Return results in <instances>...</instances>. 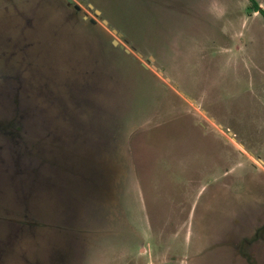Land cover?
I'll return each mask as SVG.
<instances>
[{"label": "rangeland", "instance_id": "obj_1", "mask_svg": "<svg viewBox=\"0 0 264 264\" xmlns=\"http://www.w3.org/2000/svg\"><path fill=\"white\" fill-rule=\"evenodd\" d=\"M74 5L0 0V264H264L263 16Z\"/></svg>", "mask_w": 264, "mask_h": 264}, {"label": "water", "instance_id": "obj_2", "mask_svg": "<svg viewBox=\"0 0 264 264\" xmlns=\"http://www.w3.org/2000/svg\"><path fill=\"white\" fill-rule=\"evenodd\" d=\"M70 4H74V0H67ZM75 8L79 11V10H81V8L79 7V6H75ZM97 14H98V16L101 14L99 11H97L96 12ZM91 22L93 23V24H96V21L95 20H91ZM106 26H108V22L107 21H104L103 22ZM108 27H110V26H108ZM111 29H112V27H110ZM112 32L114 33V34H116L118 37H120V38H122L123 37V35L122 34H120V33H118L116 30H113L112 29ZM114 45L115 46H118L119 45V43L117 42V41H114ZM120 47L122 48V49H125V51L126 52H130L128 49H126L125 47H124V45H120ZM154 69H156L157 70V68L156 67H154ZM160 74L163 76V72H160ZM168 81H170V79H168ZM175 88H178V86H175ZM230 135H232V133H230Z\"/></svg>", "mask_w": 264, "mask_h": 264}, {"label": "crops", "instance_id": "obj_3", "mask_svg": "<svg viewBox=\"0 0 264 264\" xmlns=\"http://www.w3.org/2000/svg\"><path fill=\"white\" fill-rule=\"evenodd\" d=\"M257 1V0H256ZM260 5V4H259ZM261 6V5H260ZM262 7V6H261ZM263 8V7H262ZM248 10H250L249 12H252V13H256V12H254L252 9H251V6H249V8H248ZM251 16V15H250ZM252 16H253V14H252ZM108 28H110V27H108ZM113 29V28H112ZM112 29L110 28V31H112ZM114 30V29H113ZM119 43V45L118 46H115L114 45V42H113V48L114 47H116L115 49H118V50H120L121 52H124V53H126V54H130L131 53V51L124 45V44H120V42H118ZM120 45H124V47L126 48V49H128L130 52H126L125 51V49H122L121 47H120ZM138 56L140 57V58H143L144 56L142 55V54H138ZM152 61L154 62L155 60L152 58ZM141 65H143V67H145V68H147L148 69V66H146L145 64H141ZM161 75V74H160ZM163 75H164V73H163ZM203 113L204 114H206V112L205 111H203ZM220 128H222L223 129V126L222 125H220Z\"/></svg>", "mask_w": 264, "mask_h": 264}, {"label": "trees", "instance_id": "obj_4", "mask_svg": "<svg viewBox=\"0 0 264 264\" xmlns=\"http://www.w3.org/2000/svg\"><path fill=\"white\" fill-rule=\"evenodd\" d=\"M252 4L251 9L256 12L259 13L261 16H263L264 18V9H262L259 5V3L256 0H249Z\"/></svg>", "mask_w": 264, "mask_h": 264}, {"label": "flooded vegetation", "instance_id": "obj_5", "mask_svg": "<svg viewBox=\"0 0 264 264\" xmlns=\"http://www.w3.org/2000/svg\"><path fill=\"white\" fill-rule=\"evenodd\" d=\"M68 3H69V2H68ZM69 5L74 6V9H75L76 11H78V10L75 8L76 5H74V4H70V3H69ZM260 7H261V6H260ZM261 8H262V7H261ZM262 9H263V8H262ZM78 12H81V10H79ZM90 23H91L93 26L96 25V24H93L91 21H90ZM223 232H224V233L227 232V229H226L225 226H223ZM233 241H235V239H234ZM254 264H255V263H254Z\"/></svg>", "mask_w": 264, "mask_h": 264}]
</instances>
